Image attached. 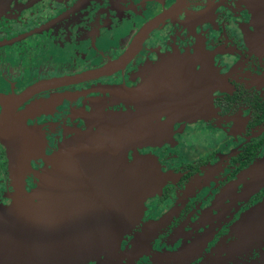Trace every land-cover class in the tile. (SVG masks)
<instances>
[{
  "label": "flooded vegetation",
  "instance_id": "flooded-vegetation-1",
  "mask_svg": "<svg viewBox=\"0 0 264 264\" xmlns=\"http://www.w3.org/2000/svg\"><path fill=\"white\" fill-rule=\"evenodd\" d=\"M255 15L250 0H0V123L10 114L0 127V264H54L27 241L11 246L6 211L16 197L48 227L40 191L50 158L77 133L105 137L110 127L142 137L82 168L147 161L165 181L122 239L120 260L80 264H264V237L235 247L239 221L264 202V39ZM188 70L201 101L173 113L165 102ZM11 131L29 142L18 154L25 170L13 169Z\"/></svg>",
  "mask_w": 264,
  "mask_h": 264
},
{
  "label": "water",
  "instance_id": "water-1",
  "mask_svg": "<svg viewBox=\"0 0 264 264\" xmlns=\"http://www.w3.org/2000/svg\"><path fill=\"white\" fill-rule=\"evenodd\" d=\"M250 2L260 26V38L264 39V0ZM134 52L135 49L130 50L125 59ZM182 76L181 89L177 93L173 92L172 98L165 103L173 113L183 111L185 114L192 103L201 101L202 92L200 83L193 80L195 76L192 72L183 71ZM48 84L51 85L52 82ZM140 93V101L145 102L146 93ZM9 115L8 113L1 119L0 127L9 120ZM112 128L104 129L105 137L98 135L103 130L99 133H77L69 144L63 143L50 158L55 159L54 169L44 177V185L40 191L42 204L45 208L49 207L51 214L48 227L42 217L39 221L34 215L28 216L15 197L14 205L6 211L5 216L12 225L11 231L3 234L11 246L15 247L20 240L27 241L30 250H39L54 264H80L117 251L116 247L124 235L140 221L146 199L160 191L165 176L160 168H143V165L149 164L147 161L139 162L137 168H110L109 163L107 168H82L91 159L96 160L94 163L105 158L111 159L112 150L121 149L123 144L135 142L142 137L137 134L127 137L117 129L111 130ZM28 131L24 130L23 134L27 135ZM11 133L7 136V141L17 152L12 163L13 169L25 170L21 168L24 164L18 160V154L21 144L29 147V142L16 139V131ZM29 150L31 151L30 148ZM66 155L70 159L68 165L64 161ZM118 157L120 160L121 154ZM69 172L74 173L72 182L65 187L64 176ZM85 175L97 177L91 181L83 178ZM15 210L17 213L13 214ZM23 222L25 226L21 227ZM37 225L39 230L36 232ZM237 230L239 239L235 243L236 248H248L264 237V202L245 214L239 221Z\"/></svg>",
  "mask_w": 264,
  "mask_h": 264
},
{
  "label": "rangeland",
  "instance_id": "rangeland-1",
  "mask_svg": "<svg viewBox=\"0 0 264 264\" xmlns=\"http://www.w3.org/2000/svg\"><path fill=\"white\" fill-rule=\"evenodd\" d=\"M125 236V235H124ZM124 238V237H123ZM122 238V239H123ZM141 238H142V235L141 236H139V238L138 239H136V241H135V243H134V245H138V244H140V242H141ZM117 249V251L115 252V253H113L114 251H112V252H108V253H106L104 256L106 257L105 258V261L107 262V260H109L108 262H115V261H117V260H120L121 259V257L123 256V253L122 252H120V249H122V240H121V242H119V245L116 247Z\"/></svg>",
  "mask_w": 264,
  "mask_h": 264
}]
</instances>
